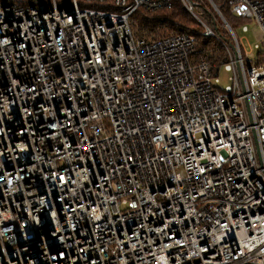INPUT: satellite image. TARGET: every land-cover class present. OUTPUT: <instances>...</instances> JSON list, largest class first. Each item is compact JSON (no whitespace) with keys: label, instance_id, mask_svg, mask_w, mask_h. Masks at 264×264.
<instances>
[{"label":"built area","instance_id":"obj_1","mask_svg":"<svg viewBox=\"0 0 264 264\" xmlns=\"http://www.w3.org/2000/svg\"><path fill=\"white\" fill-rule=\"evenodd\" d=\"M170 1L0 0V264H264V46L220 10L264 45V0H208L219 66L134 31Z\"/></svg>","mask_w":264,"mask_h":264},{"label":"trees","instance_id":"obj_2","mask_svg":"<svg viewBox=\"0 0 264 264\" xmlns=\"http://www.w3.org/2000/svg\"><path fill=\"white\" fill-rule=\"evenodd\" d=\"M193 1L197 3L195 10L202 20L220 38L224 40L230 39L228 31L224 27H220L214 9L209 4H201L197 0ZM220 10L229 24L232 27H236L237 25L233 24L230 20L231 15L229 11L223 6H220ZM131 23L132 28L139 35L147 33L163 34L167 32L193 34L196 38V49L209 50L208 57L215 65L219 66L228 60L227 51L221 42L213 36H204L202 34L203 27L188 14L180 3V0H171L169 5L152 11H148L145 8H138L131 16Z\"/></svg>","mask_w":264,"mask_h":264},{"label":"rangeland","instance_id":"obj_3","mask_svg":"<svg viewBox=\"0 0 264 264\" xmlns=\"http://www.w3.org/2000/svg\"><path fill=\"white\" fill-rule=\"evenodd\" d=\"M198 3H201V4H209V1L208 0H197ZM181 3V2H180ZM182 4V3H181ZM183 6V5H182ZM211 6V5H210ZM183 8L185 9V7L183 6ZM186 10V9H185ZM187 11V10H186ZM196 11V10H195ZM188 12V11H187ZM190 14V13H188ZM191 15V14H190ZM192 16V15H191ZM224 16V15H223ZM193 19L198 23L200 24V22L198 21V19H196L194 16H192ZM200 17V16H199ZM217 20L219 21V25L221 28H225L227 30V28L224 26L223 22H222V19L217 15ZM225 17V16H224ZM201 18V17H200ZM231 21L233 22V24H236V25H239L240 22H242L243 25H246L247 26V32H244L242 30L241 27H232L234 28V30L236 31L237 33V36L239 37H242L243 38V42L245 44V47H246V50H249L250 47H253L255 44H258L260 46V49L259 48H253V54L254 55H257L259 50H262L263 49V39L261 37V35L258 33V30L255 26V23L253 20H247V19H238L236 18L235 16H231L230 17ZM202 19V18H201ZM204 21V20H203ZM229 23V22H228ZM201 25V24H200ZM228 31V30H227ZM229 33V36H230V39H227V40H224L222 38H220V36H218L217 34V37H218V40L221 42V44L223 43L224 46H226L229 50V52H231L234 48V40H233V37L231 36L230 32L228 31ZM217 39V38H216ZM225 48V47H224ZM218 79H219V83L221 86H225L227 84H229L231 82V77H232V72L231 71H228V70H225L223 68H221L219 70V73L217 75Z\"/></svg>","mask_w":264,"mask_h":264}]
</instances>
